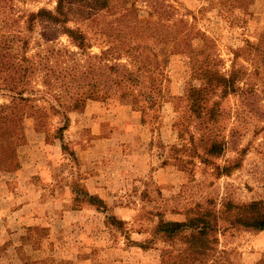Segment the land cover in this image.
<instances>
[{"label": "rangeland", "instance_id": "374dc122", "mask_svg": "<svg viewBox=\"0 0 264 264\" xmlns=\"http://www.w3.org/2000/svg\"><path fill=\"white\" fill-rule=\"evenodd\" d=\"M110 1V9L98 8L93 0L67 2V25L79 26L91 45L83 52L59 24L39 19L32 32L26 29L29 12L54 10L57 0H0V48L14 43L20 49L25 36L29 37L28 56L54 69L46 76L52 85L45 82L43 71L29 84L43 91L36 94L35 103L46 110L44 123L37 126L30 115L33 110L27 108L26 141L17 148L19 166L0 172V262L77 264L69 258L74 252L70 244L88 229V215L81 217V224H74L54 209L60 206L55 197H67L71 180L77 193L74 205L98 206L83 193V150L85 141L91 140L87 130H151V160L165 169L149 173L142 184L135 183L126 198L140 208L132 229L143 230L146 237L141 244L153 249L138 263L161 264L176 256V247L156 234V226L162 219L184 220L200 203L219 211L218 248L225 251L228 264H260L264 230L232 225L229 214L234 211L226 204L254 202L255 216L264 218V0ZM130 19L135 20L134 28L119 26V20ZM181 20L194 22L213 38L211 48L194 53L192 59L181 51L182 46L170 54V43L163 38L172 32L169 29L187 31ZM195 44L204 46L203 40ZM109 46H118L122 54L112 60L121 65V83L111 84L115 89L107 93V61L102 51ZM207 53L217 55L216 62H206ZM209 63L208 68L225 73L233 65L246 71V79L238 84L246 88L245 81L249 82L256 95L236 92L221 97L218 91L209 101H200L199 107L191 92L204 79L195 70ZM126 70H133L134 81L127 79ZM74 73L77 78L71 82ZM156 79L163 80L164 91L153 105L144 92ZM10 100L0 93V104ZM56 101L64 107L51 108ZM91 101L100 107L86 109ZM64 116L69 119L61 139L57 128ZM128 138L106 143L104 160L119 164L127 159L125 155L139 150L141 140L133 133ZM225 166L230 168L228 174L221 173ZM164 177L167 187L158 183ZM111 215L118 218L107 214V231L119 243L129 225L113 222Z\"/></svg>", "mask_w": 264, "mask_h": 264}, {"label": "trees", "instance_id": "16d2710c", "mask_svg": "<svg viewBox=\"0 0 264 264\" xmlns=\"http://www.w3.org/2000/svg\"><path fill=\"white\" fill-rule=\"evenodd\" d=\"M69 0H57V4L54 10L40 9L36 12H29L26 19V29L28 32H32L34 24L39 19L50 21L53 24H59L62 27V31L66 33L71 41L81 51L85 52L91 47L86 32H84L79 26L71 27L67 25L69 21L66 5ZM73 1V0H70ZM82 1V0H76ZM84 1V0H83ZM98 8L110 9V0H93ZM129 21V24L128 22ZM135 20H119V26H128L129 28L135 27ZM178 21V20H177ZM183 26L187 27V31L176 32L174 29H169L172 32L166 34L163 38L164 41L170 43V54L176 53L177 49L182 46V50L190 55L191 59L194 57V53H204L206 48H211L213 38L195 26L194 22L181 20ZM174 24H171V28ZM195 27V28H194ZM194 30V36L192 31ZM182 33V34H180ZM14 39H10L13 41ZM196 40H203L204 46L202 48L197 47ZM190 41V42H189ZM188 42V43H187ZM29 37L23 39L20 49L15 47L14 43L5 45L0 48V93L10 97V102L0 104V172L12 170L19 166L17 161V148L20 144L26 141L25 123L29 116L27 108H31L33 111L31 116H35L36 125L39 126L44 123V115L46 110L36 104V94L43 91L39 88H31L30 82L34 76L40 71L44 72L45 82L49 84L52 80H46V76L52 75L54 69L49 66L48 63L38 62L33 56H28ZM210 43V46H209ZM3 48L5 50H3ZM200 48V50H198ZM105 57V67L107 70L106 79L109 81L105 86L106 92L109 93L116 86L120 85L118 74L121 72V65L112 60H119L122 56L119 52L118 46H109L102 51V57ZM216 57H218L216 55ZM216 57L211 56L210 53L206 54V62L211 59L216 62ZM218 60V59H217ZM219 61V60H218ZM217 64V63H214ZM211 63L205 67L199 65L196 71L200 75V79H204L203 85L194 86L191 92L195 96L196 102L200 107V101H209L211 97L220 92L221 97H226L232 93H251L256 95V89L245 81L246 88L241 87L238 83L242 79H246L247 72L241 69L236 70L233 65L229 73L222 72L219 68L210 69ZM85 73V72H84ZM127 79L134 81L133 70H126ZM74 82L77 78V74H70ZM68 76V75H64ZM62 76L63 81L66 79ZM155 79V77H154ZM70 82V80H69ZM68 82V83H69ZM81 83L79 84V86ZM191 88V89H192ZM164 82L162 79L151 82L149 89L144 92L147 98L152 100L153 105L158 100L159 96L163 97ZM40 100V98H39ZM51 108L57 106L64 107L60 101L52 102ZM78 101L74 104V106ZM57 105V106H55ZM59 111V110H57ZM60 112V111H59ZM47 116V115H46ZM68 116H64V122L57 128V132L60 133L59 137L63 138V130L67 128ZM216 127V124L212 125ZM225 173H229V167H223L221 170ZM83 193L90 197L91 201H97L99 208H106V203L103 199L97 195L89 194L85 189ZM226 207L228 210L234 211L230 213L232 225H242L248 228H257L264 230V218L260 219L255 216V203L248 204H233L227 202ZM192 213L184 220H165L162 219L156 226V234L170 241L177 249L178 254L176 256H170L168 259L163 260L161 264H228L225 259V251L218 248V232L220 230V215L219 211L207 208L198 203L195 208L191 209ZM113 222L119 224L124 223L123 220L115 218L114 215L110 216ZM108 219V216H106ZM142 247H144L142 245ZM0 264H2L0 262ZM264 264V259L260 262Z\"/></svg>", "mask_w": 264, "mask_h": 264}, {"label": "crops", "instance_id": "0c3cea01", "mask_svg": "<svg viewBox=\"0 0 264 264\" xmlns=\"http://www.w3.org/2000/svg\"><path fill=\"white\" fill-rule=\"evenodd\" d=\"M100 105L97 101H91L87 104L86 109L89 107L99 108ZM87 131L91 132V140L85 141L83 150L85 155L83 186L89 194L97 195L103 199L107 208L101 209L96 204L90 203H83V206L74 205L77 193L73 189L72 180L68 186L67 197H55L60 206H55L54 212H58L59 216L71 220L74 224L80 221L81 224V217L85 214L88 215L86 218V223L89 224L88 229L82 235L71 240L70 246L74 248V252L71 257H68L74 259L77 264H99L103 261L108 264H139V257L146 260L153 249L142 247L141 241L146 237L143 230L132 229L135 216L139 213L140 208L133 202L127 201L126 198L130 197L131 187L135 183L142 184L149 173L160 174L165 169L162 165L155 166V162L151 160L149 143L152 141L153 132L151 130H124L122 133L118 130ZM132 133L136 140H141L140 149L125 155L127 159L124 158L123 162L119 164L105 161L102 149L106 148V143L115 139H120L123 142L130 141L128 137ZM132 157H134V161H131ZM158 183L167 187L169 181L164 177ZM41 196L40 192L39 198ZM109 213L128 222L126 224L129 225L127 227L129 232L120 236L119 243L107 231L108 226L105 220Z\"/></svg>", "mask_w": 264, "mask_h": 264}]
</instances>
